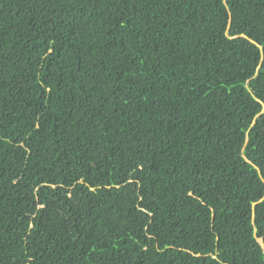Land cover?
<instances>
[{"label": "trees", "instance_id": "16d2710c", "mask_svg": "<svg viewBox=\"0 0 264 264\" xmlns=\"http://www.w3.org/2000/svg\"><path fill=\"white\" fill-rule=\"evenodd\" d=\"M261 161L264 0H0V264H264Z\"/></svg>", "mask_w": 264, "mask_h": 264}, {"label": "snow or ice", "instance_id": "6c2138e0", "mask_svg": "<svg viewBox=\"0 0 264 264\" xmlns=\"http://www.w3.org/2000/svg\"><path fill=\"white\" fill-rule=\"evenodd\" d=\"M261 163H264V161H261ZM189 195H191V193ZM253 200L256 202V204L264 206V198L253 197ZM253 207H255V204L253 205ZM257 236H259L260 238L258 241L260 243V246L264 247V229L258 230Z\"/></svg>", "mask_w": 264, "mask_h": 264}]
</instances>
